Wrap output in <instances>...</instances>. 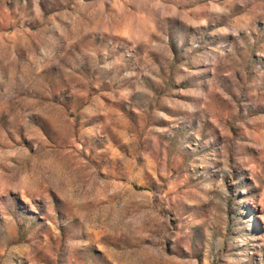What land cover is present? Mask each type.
<instances>
[{"label":"rangeland","instance_id":"obj_1","mask_svg":"<svg viewBox=\"0 0 264 264\" xmlns=\"http://www.w3.org/2000/svg\"><path fill=\"white\" fill-rule=\"evenodd\" d=\"M0 264H264V0H0Z\"/></svg>","mask_w":264,"mask_h":264}]
</instances>
